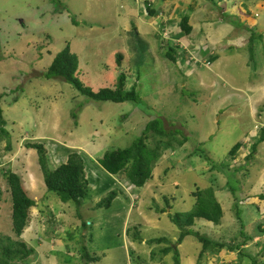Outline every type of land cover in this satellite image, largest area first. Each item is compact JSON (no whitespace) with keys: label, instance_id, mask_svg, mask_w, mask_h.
<instances>
[{"label":"rangeland","instance_id":"rangeland-1","mask_svg":"<svg viewBox=\"0 0 264 264\" xmlns=\"http://www.w3.org/2000/svg\"><path fill=\"white\" fill-rule=\"evenodd\" d=\"M143 1L0 0V104L11 141V149L6 150V142L0 140V233L15 239L11 231L10 193L3 175L4 168H9L20 176L28 196L36 202L21 236V240L35 250L29 264H83L79 242L82 240L87 245V229H80L81 220L76 212L83 217L91 212L88 208L101 215L109 210L96 209L88 200L89 196L84 199L88 208L82 205L76 210L73 202H61L55 193L46 192L36 152L24 147L30 140L44 144L47 165L52 166L62 161L57 155L63 156L64 148H74L71 150L80 152L89 173L90 167L100 172L97 157L107 150L130 146L146 121L155 117L165 120L167 128L180 129L183 136H188L189 140L182 146L185 150L179 154L164 151L151 179L144 185L143 196L139 194L141 198L152 197L158 204L150 207L157 213L154 219L149 216L138 229L131 216L130 224L125 227V231L130 228L129 238L136 228L139 231L136 236H141L139 245H145L140 247L134 243L135 254L127 252L121 224L126 210L139 213L140 206L133 202L129 188L122 185L123 180H127L124 176H105L107 182L114 179L115 186L108 191H117L115 198H121V202L117 203L112 215L102 217L110 221L112 216L107 230L100 235L103 227L96 226L99 236L92 239L95 249L104 248L106 253H111V262L87 246L90 254L101 257L92 264H129L128 256L132 264H173L172 252L163 254L156 247L154 261L150 254L155 243L151 245L147 241L155 234L158 236L159 230L170 232L169 235L173 233V223L159 206L164 207V198H167L170 205L177 204L175 209H189L194 203V198L188 197L191 183L203 189L208 186L217 189L215 195L224 210L219 225L203 223L197 227L201 234L229 244H240L243 236L233 203L237 201L243 206L247 200L254 201L264 214V199L245 198L263 192L264 172L256 184L253 182L254 171L264 167V141L255 147L252 157L242 159L249 152L250 143L260 134L259 128H264V0ZM147 6L149 10L155 8L156 14L149 15L144 9ZM156 15L162 20L155 21ZM183 15L189 16L193 28L189 35H184L179 28ZM230 21L252 24L262 34L263 38L253 43V60L247 45L249 32L232 26ZM67 44L78 57L77 75L85 85L95 91L114 87L122 70L127 75L126 89L135 83L140 100L137 103L93 101L65 81L42 77L41 73L54 55ZM166 52H171L175 61L167 58ZM118 55H121L119 65L116 63ZM136 74L141 76L138 80ZM56 142L60 149L54 152ZM236 142H240L242 148L231 166L241 168H237V174L231 178L218 173L215 183H210L204 162H198L193 169L191 161L185 158L189 151L199 146L229 165L226 153ZM165 168L170 171L163 174ZM199 169L205 174L199 173ZM247 170L246 176L241 178ZM229 181L235 194L227 186ZM134 187L130 183V189ZM108 191L101 198L109 196ZM119 191H128V197L119 196ZM62 208L65 210L63 217ZM245 210L239 214L242 222L247 215L249 220L254 216L248 209L246 214ZM261 219L264 221V216ZM85 220L89 227V219ZM246 223L243 230L252 239L243 249L254 256L264 247V232H257L253 224L249 227ZM108 231L110 237L105 236ZM81 234H85L83 239H80ZM58 237L64 241L62 246L56 244ZM191 238L198 242L189 236L181 249L172 236V242H160L157 247L171 243L178 248L180 264H194L191 253L194 247L188 241ZM197 244L195 249L200 246L199 242ZM159 257L161 261L157 260ZM260 258L264 261V255ZM240 261V264H251L246 257ZM236 263L237 253H227L225 248L207 254L199 262Z\"/></svg>","mask_w":264,"mask_h":264},{"label":"trees","instance_id":"trees-1","mask_svg":"<svg viewBox=\"0 0 264 264\" xmlns=\"http://www.w3.org/2000/svg\"><path fill=\"white\" fill-rule=\"evenodd\" d=\"M145 9L149 15H152L154 12L156 14L157 11L155 8L149 10L148 6L145 7ZM221 9L224 11L223 6H221ZM230 22L232 26L236 28H242V30L249 32L247 45L251 60H253V43H255L257 40H261L263 38L262 34L258 33L255 29V26L252 24L246 23L243 25L239 22ZM179 28L180 31L184 33V35H189L191 33L193 28L189 23L188 15H183L181 17L179 21ZM170 53L171 52H166V57L172 61H175L174 56ZM120 56L121 55H118L116 57V63L118 65L121 63V59H119ZM78 72V57L75 53L70 51V47L67 44L62 50L58 51L54 55L51 63L48 65L46 70L41 73V76L45 79H57L65 81L81 95H84L93 101L137 103L140 100L135 83L129 89H126L125 82L127 75L122 70L120 71L121 73L119 74L118 81L114 87H102L96 91L85 85L80 80L77 75ZM136 77L138 80L141 76L136 74ZM182 133L183 131L180 129L167 128L165 125V120L155 117L154 119L146 121L143 130H141L140 134L130 146L126 148L107 150L102 154V157L97 162L99 163L100 167L110 176H124L133 186L142 187L148 180L151 179L152 171L160 161L165 150L170 151L171 155L179 154L181 150H185L182 149V146L184 142L188 141L189 139L188 136H183ZM259 133L260 134L255 139V142L250 143V150L247 152L248 155L246 154L242 159L246 160L249 157H252L255 147L264 140V128H259ZM9 138L10 134L6 129V121L3 117V111L0 104V140H4L6 142V150L11 149V141ZM151 139L153 141L152 143L150 142ZM24 147L31 148L36 152L38 167L41 172L46 191L55 193L61 202H73V204L76 206V210H78V208L82 206L83 200L90 194L88 185L89 180L85 176V165L80 152L71 150L72 148H64V153L67 156L66 161L60 164L54 170H50L47 165L46 148L42 142L30 140L25 142ZM241 148V143L236 142L227 151L226 156L228 155L227 159L230 161L228 162L229 165H224L223 162L217 160L210 153L204 152V149L200 148L199 146L194 147L191 151H189L185 158H187V161H191L190 167L193 169L196 167L198 162H204V167H207L206 178L209 179L210 183H215L214 181L219 175L218 173L223 174L227 178H231L235 173L237 174V168L240 169L241 166L234 167V164L231 166V161H235L236 155ZM55 149V151H59V144H56ZM182 153L184 152L182 151ZM230 169H234L232 173L230 172ZM169 171L170 169L165 168L163 174ZM199 173L202 175L205 174L202 169H199ZM247 173L248 170L246 173L241 174V178L246 176ZM3 175L6 179V183L10 192L11 231L15 239H13L11 236L0 233V264H29L30 256L35 252V250L32 247L27 246L25 242L21 240V236L29 224L30 210L36 206V202L34 199L28 196L18 174L14 173L9 168H4ZM191 184V190L188 189V197L194 198V203L189 209L177 210L169 204V199L164 198L166 206L162 209V212L167 214L170 221L179 230V237L176 240V244H180L184 237L188 235H191L193 238H195L200 243V250L197 256L198 264L201 258L206 256L208 253L215 254L224 248H226L227 251H233L237 253L238 263L236 264H240V260L243 257L248 258L251 264H264L263 258H260L264 255V247L254 256H250L248 253L244 252L245 250L243 249V246L252 239V236L245 234L243 230V227L245 226L244 222H247V225L253 224L252 227L255 229V231L264 232V221L261 219L264 214L260 212L259 205L254 201L250 202L248 200L246 202L247 204L243 206H240L238 204L239 202L237 201L233 203L235 214L237 215L236 220L240 223V234L243 236V240L240 244H238V242L233 245L218 239L216 240L206 234H201L198 232L197 227L201 226V222L211 223L214 226L218 225L223 218L224 210L222 208V204L215 195L217 189L215 190L212 186H208L203 189L197 185V183ZM227 186H229L231 193L235 194V188L232 186L230 181ZM116 193L117 191H108L109 196L100 199L95 204L96 209L100 207L109 208L111 201L116 197ZM257 197L260 200L264 199V189L263 192L257 196H246L245 198L252 200L253 198L256 199ZM234 198L237 197L234 195ZM167 208L171 210L167 212ZM244 209H248V211L250 213L252 212L254 216L251 220H249V216L247 215V217H244V222H242L239 214H241ZM246 210L245 213L247 212ZM76 217L81 220L80 229L85 230L89 228L87 227L85 218H83L79 212H76ZM138 233V230L135 228L133 235L136 239H140L139 235L136 236ZM84 237L85 234H81L80 239H83ZM166 241V238L160 237L149 239L147 242L148 244H152ZM79 244H81L80 259L83 264H92L100 260L98 255H95L94 253L90 254L87 251V245L84 241L81 240ZM161 251L163 254L172 252L173 264H180L178 248H174L173 245L169 244Z\"/></svg>","mask_w":264,"mask_h":264},{"label":"crops","instance_id":"crops-1","mask_svg":"<svg viewBox=\"0 0 264 264\" xmlns=\"http://www.w3.org/2000/svg\"><path fill=\"white\" fill-rule=\"evenodd\" d=\"M166 1V0H165ZM165 1H163V2H165ZM143 2H145L146 3V0H144ZM162 2V1H161ZM162 2V3H163ZM148 5H150V4H148ZM149 7V6H148ZM144 9H145V7H144ZM138 14H137V11H136V13H135V16H137ZM157 16V15H156ZM156 19H155V21H157V20H162V18H161V16H157V17H155ZM157 24V23H156ZM137 33V35H139L138 34V32H136ZM140 37V36H139ZM141 38V37H140ZM57 144H59L58 142H56ZM60 145V144H59ZM72 149H74V148H72ZM54 152H56L55 150H54ZM57 157L58 158H62V155L61 154H59V155H57ZM102 157V156H101ZM100 157V158H101ZM100 158H96V159H100ZM52 159L54 160V157H52ZM97 163V162H96ZM98 164V163H97ZM99 165V164H98ZM51 166V169L52 168H55L56 166H52V165H50ZM100 166V165H99ZM264 168V167H263ZM263 168H261V169H257V170H255L254 171V177H255V180H254V182H253V184H256L257 182H258V178H259V176L260 175H262L263 174V172H264V169ZM85 176H86V178L88 179V180H91V181H89V189H90V194L88 195L89 196V198H88V200H91V202L95 205L100 199H101V197L104 195V194H106L107 193V191L108 190H110L111 189V187H113V185L115 186V184H114V179H111V180H109V182H107V181H105V180H107L106 178H108L109 176H107V173L102 169V168H100V172L98 171V169H95L94 167H90L89 168V173H87V165H85ZM101 174H103L104 175V177H102V175ZM105 176H106V178H105ZM127 182H125L124 180H123V182H122V185H124V184H126ZM145 185V184H144ZM142 186V187H134V188H131L130 189V186H127V188H129L128 190H129V192H130V195H131V198H132V200H133V202L134 203H136L137 202V204H136V206H140V208H139V213H134L133 211H130V210H126L127 212H126V216H125V219H124V221L122 222V224H121V226H122V229H121V235H122V237H124V241H125V245L127 246V252L128 251H130V253L132 252L133 254H135L134 253V247H133V244L134 243H138V245L137 246H140V247H143V246H145V245H139L140 243H139V241H140V239H141V236H140V239H136L135 237H134V235L132 236V238L130 237H128L127 235H128V231H129V229L130 228H126V231H125V227H127L129 224H130V219H131V216H133V224H135L136 226H138V229H139V227H141L144 223H145V220H146V218H149V216H151L152 217V219H154V216H156L155 215V213L154 212H152V210H151V205L153 204V203H155V205H157L158 203L157 202H155V201H153L154 199L152 198V197H150V198H141V196L139 195V194H141L142 195V193H144L145 192V186ZM249 186H251L250 184H249ZM92 192H93V194L95 193V195H92ZM128 192V191H127ZM123 193V191H119V196H121L122 194H124L125 196H127L128 197V193ZM93 196H94V198H93ZM135 196H138V198H135ZM143 196V195H142ZM86 199V198H85ZM128 200H130V198H128ZM165 201V200H164ZM119 202V204H120V202H121V198H114L113 199V202H112V205H111V207L110 208H108L109 210H107V211H105V213H107V214H105V215H101L99 212H96L95 210H93L92 208H88L86 205H85V203H86V201L85 200H83V202H82V205H85L86 206V208H88V210L87 211H91L90 213H85L84 214V216H83V218H85V219H89V228H87V234H86V237L88 238V241H87V246H91L94 250H95V252H97V253H99V254H101V256H102V259H107V261L108 262H111V253H106V250L104 249V248H100V249H95V242H92V239H96V237H98L99 235L96 233V226H102L103 227V230H102V232L100 233V235L103 233V231H104V229H106V227H107V225L108 224H110V222L112 221V216L110 217V221H107V219L106 218H102V217H104V216H109V215H112L113 213L112 212H114V211H116V210H113V209H115V207H117L118 205H117V203ZM132 202V203H133ZM169 204H171V202L169 201ZM175 205L177 206V204H172L171 206L172 207H174L175 208ZM166 206V203H164V207ZM164 207H162L161 206V208H160V206H159V210L160 211H162V209L164 208ZM136 208V207H135ZM155 209H157V208H155ZM166 210H169L168 208L166 209ZM180 210H182V209H180ZM64 212H65V210H64V208H62V217L63 216H65V214H64ZM95 212V214H93ZM157 214V213H156ZM158 217V216H157ZM249 218V217H248ZM252 219V218H251ZM221 222V221H220ZM155 223L156 222H154L153 223V226H152V224H149V226H152L153 228H154V226H155ZM170 223L172 224V222L170 221ZM203 223H207V222H201L200 224H203ZM208 224V223H207ZM211 224V223H210ZM220 224V223H219ZM218 224V225H219ZM174 225V224H173ZM212 225V224H211ZM251 224H249L248 226L249 227H251L250 226ZM214 226V225H213ZM215 226H217V225H215ZM61 227H63V225L61 224L60 225V228ZM75 229H77V228H75ZM196 229V228H195ZM107 230V229H106ZM172 231H173V233H171L170 235L172 236V238H174V240H177V237H179V230L176 228V226L174 225V226H172ZM69 231H67L66 233H68ZM139 232V231H138ZM167 234V236H164V238H166V242H172L170 239H171V236L169 235V233L170 232H166L165 230H162V232L159 230V235L157 236V234H155V235H153V237H151V239L153 238V239H155V238H160V237H162V235H165V233ZM54 235H56V236H58L59 235V233H54ZM98 235V236H97ZM110 235H111V233H109V231L108 232H106L105 233V236H107V237H110ZM52 236V235H51ZM189 236H191V235H188V236H186L187 238L189 237ZM59 238V244L58 243H56L58 246H62L63 244H64V241H63V239L62 238H60V237H58ZM186 238V239H187ZM150 239V238H149ZM185 239V237H184V239L181 241L182 243L181 244H179V249H181V246L187 241ZM218 240H220V239H218ZM188 241H190L191 243H192V245H193V247H194V250H192L191 251V253H192V258L194 259V264H198V262H197V256H198V252H199V250H200V246H197V248L195 249V244H197L198 242H195L192 238L191 239H189ZM171 244V243H170ZM152 245V244H151ZM158 245H160V244H158V243H155V244H153L152 246V248H153V250H151V254H150V256L153 258L154 257V261H155V257H156V252H155V250L156 249H158V251H161L163 248H158L157 246ZM163 245V244H162ZM172 245V244H171ZM198 245V244H197ZM166 246H168V245H166ZM165 246V247H166ZM139 247V248H140ZM154 247H156V249H154ZM244 247V246H243ZM225 251H227L226 250V248H225ZM156 253V254H154L153 255V253ZM229 252H233V251H227V253H229ZM161 253H162V251H161ZM95 255H97L96 253H94ZM185 254H187V256H189L188 255V253H185ZM209 254V253H208ZM211 254V253H210ZM127 255H128V253H127ZM100 259H101V257H100ZM130 260H131V256L129 257L128 256V263L129 264H132L131 262H130ZM158 261H161V258L159 257L158 259H157ZM100 261V260H99ZM162 263H164V262H162ZM193 263V262H192ZM234 263V262H233ZM139 264V263H138Z\"/></svg>","mask_w":264,"mask_h":264},{"label":"clouds","instance_id":"clouds-1","mask_svg":"<svg viewBox=\"0 0 264 264\" xmlns=\"http://www.w3.org/2000/svg\"><path fill=\"white\" fill-rule=\"evenodd\" d=\"M261 128H263V127H261ZM31 141H35V140H31ZM264 141V140H263ZM241 150V149H240ZM51 156V155H50ZM63 157H65V161H66V159H67V156L65 155V153L63 154V156H62V161L61 162H65V161H63ZM61 162H59V164L56 166V167H58L60 164H62ZM50 164H48V167H49V169L50 170H54L55 168H50V166H49ZM263 168V167H262ZM41 173V172H40ZM42 181H43V178H42ZM125 182H127L126 184H124V186L125 187H127V186H130V183L127 181V180H124ZM250 185H252V184H250ZM45 186V185H44ZM7 190L9 191V189H8V187H7ZM46 190V189H45ZM47 192V191H46ZM10 193V192H9ZM135 198H138V196H135ZM59 199V198H58ZM102 199V198H101ZM178 239V238H177ZM175 243H176V241H175ZM181 243V242H180Z\"/></svg>","mask_w":264,"mask_h":264}]
</instances>
